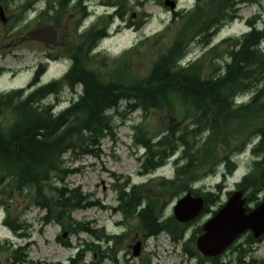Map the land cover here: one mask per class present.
Listing matches in <instances>:
<instances>
[{"label":"trees","instance_id":"trees-1","mask_svg":"<svg viewBox=\"0 0 264 264\" xmlns=\"http://www.w3.org/2000/svg\"><path fill=\"white\" fill-rule=\"evenodd\" d=\"M38 1L0 0V6L6 11L13 6L21 10L14 23L15 31L20 33L23 29L17 23L30 21L27 11L35 10ZM45 1L46 8L30 23L60 24L71 2L83 16L87 15L83 2L88 0ZM131 1L108 2L106 5L115 7V11L99 16L81 33L78 22V38L76 35L67 40V45L62 44L60 54L47 52L46 61L39 64L27 87L0 93V209L5 212L4 224L16 236L29 237L25 212H14L21 198L30 197L29 208L44 209L46 223L57 222L74 234L89 233L90 241L78 246L71 264H99V260L101 263L106 259L111 264L119 263L118 248L127 233L117 236L107 233L104 227L91 228L88 222L76 220L75 211L102 205L80 186L69 187L63 182L73 172L66 168L64 156L97 155L101 140L114 135V113L122 107L127 114L140 110L147 116L153 110L165 111L177 119L154 136L146 126H134L135 145L145 150L143 174L155 173L171 161L174 164L170 178L152 177L133 185L127 182L118 190L117 211L125 222L136 219L135 228L145 238L168 233L181 242L187 225L172 215L167 217L168 206L192 192L204 196V213L211 207L218 208L223 185L204 191L196 184L217 173L221 165L225 180L236 170L238 154L250 146L255 160L236 187L245 191L249 202L264 190V17L255 15L247 20L249 31L213 45L216 33L240 17V4L248 0H195L191 9L174 11L171 23L162 32L140 40L119 56L111 58L106 52H95L115 18L124 19L135 5L144 4L137 0L132 5ZM147 1L163 5V0ZM169 33L171 41L166 42ZM195 42L212 45L196 60L181 64ZM144 46L149 47L148 53L140 51ZM61 58L70 61L68 70L59 78L39 84L48 64ZM4 72L6 69L0 66V74ZM66 89L73 98L65 108L56 110L47 99L53 96L60 101ZM239 95L249 100L236 104ZM201 232L202 228H197L192 238L183 242L190 259L196 258L199 264H244V257L251 252L247 248L238 251L234 262L203 257L193 245ZM247 241L257 242L252 235ZM29 246V242L19 245L10 239L0 240V263L57 264L34 261ZM89 252L98 253V262L94 257L87 262ZM248 264H264V259H253Z\"/></svg>","mask_w":264,"mask_h":264},{"label":"rangeland","instance_id":"rangeland-1","mask_svg":"<svg viewBox=\"0 0 264 264\" xmlns=\"http://www.w3.org/2000/svg\"><path fill=\"white\" fill-rule=\"evenodd\" d=\"M113 1L88 0L86 4L83 2L87 12L85 16L78 8L74 7L75 3L71 2L64 20L58 25H54V21H43L40 25L30 23L36 14L31 10L27 11V20L30 21L27 24L23 21L17 23L23 29L20 33L17 31L18 29L15 31L14 23L21 10L13 8L14 6L9 11L5 10L7 23L0 20V66L5 68L6 72L0 74V93L27 87L33 81L39 64L45 61L46 53L49 51L54 54L62 53L61 45H67V40L75 39L74 37L77 35L75 33L76 24L78 22L83 24L79 32L90 27L100 15L107 13V11H113L112 8L104 7L108 2ZM136 1L132 0L131 4L135 5ZM141 1L144 2L143 6L135 5L136 7L130 10L124 19H115L114 24L106 31V39L100 42L101 48H105L111 58L135 47L140 40L162 32L171 23L173 11L169 8H165L154 1ZM194 5L195 0H178V10L191 9ZM37 6L44 8L46 1H39ZM239 15L238 19L216 33L213 38V45L227 37L239 36L247 31L249 29L247 20L255 15L264 17V0H248L241 3ZM138 22L144 23L138 28L135 25ZM101 27L102 25H100ZM170 37L169 33L165 41L170 42ZM212 44L193 43L188 50V59L196 60ZM158 48L155 52L159 51ZM148 50L149 47L147 46L140 49L143 53H148ZM69 65L70 61L64 58L50 62L40 79L41 83L44 84L54 78L61 77ZM140 67L142 68L144 65L141 64ZM77 90L80 93L81 86ZM72 98L73 94L69 89H66L62 93L60 101L50 96L47 102L55 104L56 110H60L65 108ZM114 115V135L101 140L97 155L81 156L78 153H67L64 156L66 168L73 172L65 177L63 183L69 187L80 186L84 193L91 194L92 200L98 201L102 205L77 210L73 217L78 221L88 222L91 228L94 226L104 227L106 232L110 234L120 236L127 233L123 237V245L118 248V264H199L196 258L190 259L188 253L183 249L182 242H175L171 236L165 233L155 238H145L135 228L137 220L125 222L116 209L119 202L118 190L127 182L131 185L140 184L147 182L152 177L171 176L174 172V164L170 162L155 173H142L141 165L145 150L135 145L136 129L134 126H146L151 136H154L157 131L164 130L169 124L175 123L177 119L165 111L156 112L153 110L147 116L140 110L127 114L123 107L119 109V113H114ZM186 123H190V121H186ZM249 154L250 151L236 159L239 168L227 181L223 180V170L221 169L215 174L205 176L201 182L196 184V187L208 191L216 189L218 184L223 185L221 204L225 203L229 197L228 193L237 189L236 182L251 167ZM263 196L264 191L257 200L256 196L254 201L249 202V205L255 206V203ZM29 199L30 197L21 198L17 211L14 212L15 215L18 212H25L23 218L30 224L29 237L15 236L3 224V216H1L0 240L3 242L10 239L19 245H25L29 242L30 258L34 261L71 264L70 259L76 255L78 246L85 241H90L89 233L74 234L69 230H64L61 224L57 222L46 223L44 219L46 211L39 207L29 208ZM175 203L176 200L168 206L167 216L173 215ZM215 209L217 206L211 207L209 212L202 213L200 217L187 224L185 240L188 241L192 238L194 231L202 227L206 220L213 215L212 212ZM59 236H61L60 240L58 239ZM247 240V234H243L234 247H230L219 257L225 258L228 262H234L237 260L238 251L247 248L251 252L244 257V264H248L253 259H264V239L252 244H248ZM138 242H141V252L139 256H134L133 247ZM65 243H70L71 246L68 247ZM193 245L197 249L196 241ZM102 248L105 249L106 244ZM2 257L0 254V259ZM93 257L98 262V253L95 254L94 252L87 254V262H91ZM101 264H111V260L106 259ZM206 264L212 263L206 262Z\"/></svg>","mask_w":264,"mask_h":264},{"label":"water","instance_id":"water-1","mask_svg":"<svg viewBox=\"0 0 264 264\" xmlns=\"http://www.w3.org/2000/svg\"><path fill=\"white\" fill-rule=\"evenodd\" d=\"M165 6L176 9V0H165ZM0 19L6 22L0 7ZM243 191L234 192L224 206L203 225V234L197 239L198 250L207 257L222 255L244 232L251 230L256 238L264 234V201L247 212ZM205 205L202 196L188 193L177 201L174 213L178 221L186 223L197 218ZM141 242L133 247L134 256H139Z\"/></svg>","mask_w":264,"mask_h":264},{"label":"bare ground","instance_id":"bare-ground-1","mask_svg":"<svg viewBox=\"0 0 264 264\" xmlns=\"http://www.w3.org/2000/svg\"><path fill=\"white\" fill-rule=\"evenodd\" d=\"M144 149V148H143ZM238 155H241V154H238ZM167 216V215H166ZM169 216H171V215H169ZM172 216H174L175 217V219L176 220H178L177 218H176V216H175V213L173 212V215ZM168 217V216H167ZM136 225H137V222H136ZM203 234V231L200 233V234H197V239L201 236ZM160 236V235H159ZM184 241H187V240H185V238H183V240L181 241L182 242V244H183V242ZM189 241V240H188ZM175 242H178V241H175ZM181 242H178V243H181ZM102 263V262H101ZM100 263V260H99V264H101Z\"/></svg>","mask_w":264,"mask_h":264},{"label":"flooded vegetation","instance_id":"flooded-vegetation-1","mask_svg":"<svg viewBox=\"0 0 264 264\" xmlns=\"http://www.w3.org/2000/svg\"><path fill=\"white\" fill-rule=\"evenodd\" d=\"M249 234V233H248Z\"/></svg>","mask_w":264,"mask_h":264}]
</instances>
